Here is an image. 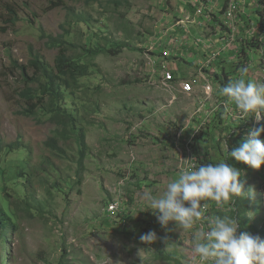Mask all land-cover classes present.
Instances as JSON below:
<instances>
[{
  "label": "rangeland",
  "instance_id": "1",
  "mask_svg": "<svg viewBox=\"0 0 264 264\" xmlns=\"http://www.w3.org/2000/svg\"><path fill=\"white\" fill-rule=\"evenodd\" d=\"M185 3L0 0V146L19 142L26 148L7 150L0 160V206L10 209L4 177L14 178L19 166L29 174L25 192L8 188L13 201L18 199L11 209L19 228L13 239L3 238L1 264H192L205 253L211 259L206 264H225L235 253L240 262L264 264V126L255 135V146L245 137L252 115L249 99L264 102V37H254L259 54L251 51L250 63L233 47L210 65L206 72L216 85L214 96L202 98L201 84L189 96L174 86L165 92L156 68L147 63V48L161 39L149 60L153 67L179 55L183 49L175 40L181 32L174 25L180 9L194 15ZM70 9L91 22L68 27L70 40L101 51L75 96L81 119L76 133H84L88 145L82 168L76 163L74 137L60 140L65 155L53 153L46 142L55 136V126L20 115L24 103L19 93L28 83L19 68L34 77L30 50L54 66L58 52L47 45L41 30L61 34ZM10 10L19 18L15 24ZM238 24L237 49L256 31H249L250 21ZM162 31L167 33L162 36ZM201 34L211 38L213 28L205 24ZM189 44L193 47L173 61V72L191 79L199 73L196 65L203 52L200 44ZM163 51L172 53L171 58H163ZM194 54L199 60L190 57ZM237 63L246 68H236ZM222 68L231 84L228 104L224 96L218 98L223 91L214 75ZM231 106L236 114L227 112ZM258 113L255 122L262 118ZM196 156L203 162L200 178L199 173H185L190 165L186 158ZM223 171L228 189L220 187ZM23 200L31 207L19 204ZM113 201L122 204L116 217L107 211ZM199 204L208 209L205 224L214 227L210 244L199 225ZM235 219L245 224L242 234Z\"/></svg>",
  "mask_w": 264,
  "mask_h": 264
},
{
  "label": "trees",
  "instance_id": "2",
  "mask_svg": "<svg viewBox=\"0 0 264 264\" xmlns=\"http://www.w3.org/2000/svg\"><path fill=\"white\" fill-rule=\"evenodd\" d=\"M259 2L264 5V0H259ZM246 11H248V8H246ZM69 12L70 13L68 14L67 25L63 26L64 30L58 36L47 35L41 30V37L47 40V45L51 49H56L58 52L55 57L54 66L50 67L49 65H47L39 54H34L32 50H30L29 62L34 70V77L31 78L28 75L27 69L22 67L19 68L21 71V76L23 77L24 81L28 83V85L19 93V98L24 103L20 115L33 119L38 123H50L51 125L55 126V136L53 138H50L46 142L47 148L53 153L65 155L66 149L61 146L60 140L74 137L77 146L76 163L79 167L82 168L88 154V145L86 142L85 134L82 132L78 134L76 133L78 127L81 124V119H79L78 116L80 115V108L76 106L75 96L82 89L81 80L90 75V71L95 65L93 60L101 53V51L90 48L88 44L81 46L79 44H76V42H73V40H70L72 33L69 31L68 27H71L73 24L80 23H85L89 26L91 22L89 21V18H85L83 14H76L72 9H70ZM9 13L14 17V13L11 10L9 11ZM254 13V15H256L257 23H251V17H244L242 11H240L237 15L238 19L236 21V23L238 24L240 20H243L247 25L248 21H250L251 28H249V31L253 29L256 30L253 31V35L243 41L240 48L237 49L238 55L240 54V56H244V61L246 63H250L251 61V51H253V53H255L256 55L259 54V46L258 43L255 42L254 37H258L259 41L262 40L259 38V36L264 37V8L263 11H259V9L257 8L255 9ZM18 19L19 18L15 16L12 24H15ZM236 46H238V44H236ZM80 49L82 50V53L79 52ZM243 64L245 65V63ZM243 64L237 63L235 64V66L236 68H240ZM244 65L243 67L246 68V66ZM214 75L215 79L221 84V91H223L221 96L217 94L218 98L221 99V97L224 96V98L226 99L224 100V103L228 104V96L231 94L229 89L231 84L229 83L230 79L228 72H224L223 68L218 72L217 69V72H215ZM246 89L248 91H252L253 88L247 87ZM233 106L230 107L231 111L235 110ZM73 107L75 108L73 109ZM84 109H87L86 106H84ZM252 109L253 110L251 111L257 109L262 114H264V102H253ZM226 114L227 113H225V115ZM40 115H44L46 117V121H44ZM227 119H229L228 116ZM224 121H226V119H224ZM232 121H234V119H232ZM263 126L264 124L260 125V129ZM251 128L252 126L249 123L247 131H249V129ZM259 131L260 130L258 129L257 132ZM245 137L247 139L246 142L254 145L256 136L253 139L249 138L246 132ZM7 150L14 153L25 151L26 148L19 144V142L11 144L7 148L5 146H0V160L4 155V152ZM203 155L207 156V153L204 152ZM196 160L197 161L195 164H197V168L200 167V165H203V162H201L199 156H196ZM19 167V172H13V175H15L14 178L7 180L6 177H4L3 184L5 189H7L4 197L10 209L7 210L0 206V252L4 247L5 241L3 240V238L9 237L13 239L19 228V224L17 223L16 217L13 214V210L11 209V206L13 207V205L18 204V199L14 202L13 196L8 190L9 187L14 186L18 190H21L23 188L25 192L28 187L29 180H27L26 177L29 174H27L26 171H23L25 167ZM40 170H43L42 172H45V170L41 167ZM33 171L37 174L39 172V169L33 168ZM224 173L225 171H223L221 174L222 182L220 183V187L223 185V187L225 188L226 182L225 180H223ZM21 181L24 185L20 184ZM226 191L227 190L225 189V192ZM19 204H23L27 208L31 207V203L27 200H23L22 203ZM229 206L234 207V204L229 203ZM229 212L233 215L235 213L233 210H230ZM234 221L236 222V225H238L239 234H242L245 231V224L241 223L237 219H235ZM240 256L244 257V255ZM4 258L7 262L11 261V258L7 252H5ZM237 258V254L235 253L234 256L232 255V258L226 260L225 264H236L237 262H239Z\"/></svg>",
  "mask_w": 264,
  "mask_h": 264
},
{
  "label": "built area",
  "instance_id": "3",
  "mask_svg": "<svg viewBox=\"0 0 264 264\" xmlns=\"http://www.w3.org/2000/svg\"><path fill=\"white\" fill-rule=\"evenodd\" d=\"M244 2L245 0H223V2H220V0H191V3L195 10V15L193 17H191L190 15H185L180 18L176 23V25L181 24L185 28L186 33L190 32L187 27L188 23L197 24L198 26L202 25L201 22H198L195 16H200L205 21H211V15L215 9H223V11L220 17V27H218V29L214 33V37L218 40L219 44H215L213 40L201 37L200 34H198L195 38V41L201 44L203 52L202 60H199L198 55H192V57L196 58V60H199L198 64L196 65L199 73L191 79L183 78L178 82L179 91L181 93L190 94L194 91L195 85L201 84L200 92L203 93L202 98L205 97V99H208L211 95H213L214 86L211 82L210 76L207 74L206 71H208L212 67L210 65H212L216 59H218L222 54H225L226 52L231 50V48L235 47V53L237 52V46L235 43L236 37L239 32V25L236 23V21L238 19L237 15L240 11H242ZM153 49L154 46L148 47V51H152ZM162 57L165 59L169 58L170 53L168 51H163ZM203 71L205 74L203 73ZM158 74L160 77L159 83H161L162 85L161 88L165 91L171 92V88L172 86H174L173 83H175V77L173 76V73L169 70V64H165L162 61L159 65ZM239 116H244L242 111L239 113ZM186 159L187 162H190L189 167H187L188 173L192 175L198 174V172L195 171L193 159L189 157H187ZM198 209L199 213L201 214V220H199V225L205 231L203 233L204 241L210 244L213 237L214 227L206 225L204 220L202 219V217L206 216V214L208 213L207 207L204 204H200ZM121 212L122 204L120 201H114L110 204L108 208V213L112 217L120 215ZM209 261L210 259L205 253V255L199 257L198 260L194 261L192 264H206ZM238 264L254 263H251L249 261H243Z\"/></svg>",
  "mask_w": 264,
  "mask_h": 264
},
{
  "label": "clouds",
  "instance_id": "4",
  "mask_svg": "<svg viewBox=\"0 0 264 264\" xmlns=\"http://www.w3.org/2000/svg\"><path fill=\"white\" fill-rule=\"evenodd\" d=\"M203 1H208V0H203ZM220 2H223V0H220ZM250 5H252L253 7L256 5V7L255 8H253V9H250L249 8V6ZM182 6L183 7H186V6H190V7H192V10L194 11V15H195V10H194V8H193V5H192V3H191V0H188V3H185V4H182ZM246 8H248V11H246ZM259 9V11H263V8H264V5H262L260 2H259V0H245V2H244V5H243V8H242V13L246 16V17H251V15H250V13L252 12V10H255V9ZM222 11H223V9H215L214 11H213V13H212V18H211V21H205V20H203V18L202 17H200V16H195V18L198 20V22H201L202 23V25L200 26H198L197 24H193V23H188L187 24V27H188V30L190 31L189 33H186V30H185V28L183 27V26H181V25H179V26H176V24L174 25V27H179V29L180 30H182L183 32H184V35L185 36H183V37H178V35H176V40H175V42H177V44H178V48H180V47H182V51H180L179 52V55L177 56V57H174L175 59H177L179 56L180 57H182L181 55H184L185 54V52H188V49H190L191 47H193L192 45H190L189 43H193L195 46L196 45H198L199 43H197L196 41H195V38L197 37V35L198 34H200L201 35V37H203V38H205V36L204 35H202L201 34V32L203 31V28H204V25L205 24H208L210 27H212L213 28V34H212V36H211V38H208V37H206L205 39H209V40H217L215 37H214V33H215V31L218 29V27H220V24H217V22H215L216 20H214V18L216 17L218 20H219V23H220V17H221V14H222ZM188 12L186 11V10H184V9H180V14H181V16H178V18L180 19V18H182L183 16H185V15H189V14H187ZM193 15V16H194ZM193 16H191V17H193ZM178 19V20H179ZM196 28V29H198V31L196 32V33H194L193 31H192V29L191 28ZM167 33V31L166 32H163L162 31V36L163 35H165ZM186 36H190L191 37V40L190 39H188V38H186ZM189 37V38H190ZM175 38V37H174ZM158 41H156V42H154V44H150V46H154V49L152 50V51H148V48H147V52L149 53V56H148V58H147V63L149 64V66L150 67H152V68H156V72H157V74H158V69H159V67H153V65L150 63V58H151V56H154L155 55V48H156V46L158 45V44H160V41H161V39L159 38V39H157ZM217 43H218V40L216 41ZM215 43V42H214ZM201 45V44H200ZM159 46V45H158ZM202 49V48H201ZM202 51V50H201ZM161 56H162V54H161ZM171 56H172V53L170 54V57L169 58H171ZM190 57H192V56H190ZM169 58H166V59H169ZM220 58V57H219ZM218 58V59H219ZM175 59H172L173 61H175ZM218 59L217 60H215V61H218ZM171 60V61H172ZM183 60H185V61H187L188 62V59H185V58H183ZM173 61L172 62H169V70L173 73V75H174V77H175V83H173V85H174V87H175V91H179V87H178V82L181 80V79H185L186 77H184L182 74H179V73H175V72H173ZM162 62V61H161ZM160 62V63H161ZM160 63H159V65H160ZM188 63H190V62H188ZM193 64V63H192ZM214 72H217V70H215ZM159 75V74H158ZM213 86H214V91H213V96H214V94H215V89H217L216 88V85L215 84H213ZM160 89H162L161 87H160ZM163 90V89H162ZM165 91V90H164ZM165 92H168V91H165ZM179 93H181L180 91H179ZM181 94H183V93H181ZM184 95V94H183ZM185 95H191V93L190 94H185ZM253 102H257V101H255L253 98H250L249 99V106H250V109L251 110H253L252 109V104H253ZM221 104V103H220ZM230 113H236L235 111H231L229 108L227 109ZM227 111V112H228ZM260 113L261 115H262V118H261V120H259V122H255V121H253V118H255V116H257L256 114L257 113ZM258 113V114H259ZM213 114H215V113H212L211 115H213ZM252 117V118H251ZM264 114H262L260 111H258L257 109H255L254 111H252V115L250 116V118H249V123H250V125L252 126V128L251 129H249V131H247V134L249 133V135H248V137L249 138H254L255 137V135L258 133L257 132V130L259 129L260 130V125H263L264 124ZM195 160V163H196V158H194L193 159V161ZM194 162H193V164H194V168H195V171L196 172H198L199 173V178L201 177V172L198 170V168L196 167V164H195ZM187 175H189V176H191V177H193V175L192 174H190V173H188V171H186L185 172ZM197 179V178H196ZM114 202V201H113ZM200 205V204H199ZM205 205V204H204ZM110 206V205H109ZM109 206H108V208H109ZM206 206V205H205ZM207 207V206H206ZM208 210V209H207ZM107 211H108V209H107ZM122 213V212H121ZM120 213V214H121ZM109 214V213H108ZM213 233H214V230H213ZM241 255H243V254H241ZM210 259V258H209ZM211 260V259H210ZM246 261V260H245ZM210 262V261H209ZM238 263H241L240 261L239 262H237L236 264H238Z\"/></svg>",
  "mask_w": 264,
  "mask_h": 264
},
{
  "label": "crops",
  "instance_id": "5",
  "mask_svg": "<svg viewBox=\"0 0 264 264\" xmlns=\"http://www.w3.org/2000/svg\"><path fill=\"white\" fill-rule=\"evenodd\" d=\"M244 17H246L245 15H244ZM192 29V31L194 32V33H196L197 31H198V29H196V28H191ZM179 32H181L180 33V35H178V37H183V36H185L184 35V32L182 31V30H180ZM190 36H186V38H188V39H190L191 40V37L189 38ZM217 41V40H216ZM215 40H214V42H215V44H219V43H217Z\"/></svg>",
  "mask_w": 264,
  "mask_h": 264
}]
</instances>
